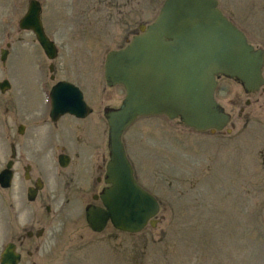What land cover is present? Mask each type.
<instances>
[{
	"label": "rangeland",
	"instance_id": "374dc122",
	"mask_svg": "<svg viewBox=\"0 0 264 264\" xmlns=\"http://www.w3.org/2000/svg\"><path fill=\"white\" fill-rule=\"evenodd\" d=\"M30 1L0 0V51L11 44L5 66L0 52V82L9 80L12 85L7 93L0 91V168L10 156V144L21 145L23 140L16 134L13 102L19 110L50 108L49 61L35 35L19 28ZM38 1L46 32L59 49L57 64L67 71L60 76L76 74L78 78L73 79L96 112L89 122L97 128L67 117L58 138L77 146L108 141L103 109L120 106L126 90L116 87L104 92L106 57L125 47L121 42L126 36L131 40L138 25L153 22L165 0ZM219 3L249 42L264 50V0ZM33 81L42 85L41 90L32 86ZM221 87L219 100L228 107L241 88L228 81ZM102 93L107 95L105 101ZM255 109L256 116L249 121H235V137L223 139L164 115L139 118L124 141L138 183L161 203L157 227L133 235L109 225L104 235H97L81 226L59 243L44 239L27 243L22 264H264V107ZM69 126L73 134L67 136ZM4 194L0 192V254L10 240L6 223L19 233L29 226L13 217L9 210L13 201ZM76 214L80 218L73 220L83 223V212ZM79 235L84 238L80 240ZM38 246L42 249L34 253Z\"/></svg>",
	"mask_w": 264,
	"mask_h": 264
},
{
	"label": "water",
	"instance_id": "95a60500",
	"mask_svg": "<svg viewBox=\"0 0 264 264\" xmlns=\"http://www.w3.org/2000/svg\"><path fill=\"white\" fill-rule=\"evenodd\" d=\"M218 5V0H166L154 23L142 26V34L126 48L108 54L107 82L123 84L127 97L119 109L106 114L110 126L107 182L111 187L101 195L107 209L87 211L94 231H103L108 221L117 230L132 234L149 223L157 226L160 205L138 185L123 143L125 131L139 117L166 115L200 132L221 131L230 118L215 100L216 78L236 79L247 92L264 86V51L249 45ZM41 11V4L31 1L20 28L33 31L48 58L55 60L58 49L44 30ZM8 54L3 51L2 61ZM0 87L5 93L9 81ZM52 100L53 120L64 114L86 117L92 112L81 91L67 83L54 88ZM10 180V174L1 176L6 188ZM20 260L15 245H8L1 264H19Z\"/></svg>",
	"mask_w": 264,
	"mask_h": 264
},
{
	"label": "flooded vegetation",
	"instance_id": "af4514ba",
	"mask_svg": "<svg viewBox=\"0 0 264 264\" xmlns=\"http://www.w3.org/2000/svg\"><path fill=\"white\" fill-rule=\"evenodd\" d=\"M225 16L237 27L226 14ZM142 25H149V23L138 25V30L133 32L132 39L140 34ZM131 40L129 36H126L121 42L122 46H127ZM125 47H120L119 49ZM256 49L258 48L256 47ZM48 61L47 70L50 84L47 85L46 89L49 96L61 82H67L75 86L79 84L73 79L78 78L76 74L71 76L62 75L61 77L60 75L63 72H67L63 70V66H59L57 60ZM217 81L218 86L215 98L229 115L230 120L224 130L206 131L204 133L221 139L226 137V135L230 136V138L235 137V121H249L251 117L256 116L255 108L258 105H260L261 109L264 107V88L254 93H248L236 79L219 76ZM223 81L235 83L241 88L235 98L236 100L229 101L228 107L224 106L222 101L219 100V95L223 92L221 87ZM32 86L34 88L37 87L39 90L42 87V85L34 81ZM116 87L123 86L108 87L107 81H105L103 90L106 92ZM259 94H261L260 98L257 97ZM11 109L12 117L16 123V134L21 136L23 140L21 145L18 141L10 144V156L0 168V180L3 172L11 164L12 182L8 189H4L0 184V192L11 197L13 202L9 205V210L13 217L15 216L17 220L23 219L29 225L28 227H23L24 229H20L19 233L17 227L11 228V223H6L8 224V229L5 235L10 237L7 244L15 245L16 250L21 255L20 264L23 262L22 250L27 243H36L43 239L48 241V243H59L70 238L69 233L73 234L81 226L86 231L104 235L109 230V223L102 233H97L90 227L86 215L90 207H104L100 196L109 188V184L106 182L107 164L109 162L108 141L104 142L105 139H103L102 143L94 145L86 142L81 146H77L71 140L62 142V139L58 137L64 126L63 122L73 116L67 115L53 120L51 106L49 110L43 112L38 110L28 111L26 109L19 110L16 102H13ZM105 109L106 107L103 110L105 111ZM92 115L90 114L84 119L73 118L88 122L90 126H93V123L89 122ZM69 120L71 122V119ZM103 122L107 139L109 126L104 116ZM93 127L97 128L98 126L95 125ZM76 128L79 127L76 126ZM41 129L44 130V135L42 131L39 132ZM65 129L67 130V136L73 134L71 126ZM32 134L33 137L27 141L26 138ZM102 145L105 146L106 152L101 154V151L105 150ZM98 147L99 150L96 151ZM90 152L93 155H90ZM49 157L51 158L49 159ZM98 158L101 159L100 163H98ZM77 211L83 212L85 217L83 223L73 220V218H80L76 214ZM2 224L0 223V228ZM78 238L81 240L84 235H79ZM41 249L42 247H35L34 253ZM27 254L30 257L33 256V252L30 250L27 251Z\"/></svg>",
	"mask_w": 264,
	"mask_h": 264
}]
</instances>
